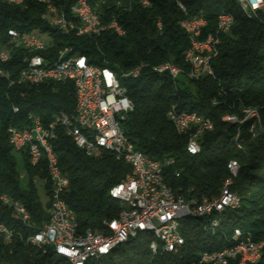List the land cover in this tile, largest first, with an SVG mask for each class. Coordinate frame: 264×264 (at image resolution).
<instances>
[{"label":"trees","instance_id":"trees-1","mask_svg":"<svg viewBox=\"0 0 264 264\" xmlns=\"http://www.w3.org/2000/svg\"><path fill=\"white\" fill-rule=\"evenodd\" d=\"M94 7L105 21L117 19L126 34L119 36L110 30L99 36L54 34L53 53L69 46L72 54L85 55L89 64L117 73L135 105L134 112L123 122L127 137L152 160H175L165 169L164 180L188 201L201 202L218 196L231 177L227 165L236 160L240 169L231 189L240 198V207L221 214L216 234L205 229L209 221L206 218L182 220L181 232L186 243L177 254H154L150 248L153 234L142 233L109 256L87 264L198 263L202 253L231 246L235 229L250 233L256 242L264 241V9L248 14L237 0H95ZM43 13L44 8L33 1L28 8L0 1V34L6 38L10 27L22 32L51 31L42 19ZM221 14L232 15L234 23L220 36L219 54L211 62L214 77L191 78V66L185 61L191 39L181 23L188 18H204V35L215 33ZM158 22L162 23L161 30ZM169 61L181 69L175 80L153 71L155 66ZM141 64L146 68L139 77L124 76ZM23 85L27 83L14 87L0 83V197L23 202L33 221L31 227L23 225L0 200V222L15 232L11 243L0 236V264H67L53 250L44 251L25 241L50 220L51 187L45 185L49 198L45 207L33 181L45 179L47 170L43 163L32 167L25 153L21 154L31 183L28 188L21 187L7 130L14 120L18 127L27 124L29 112L39 115L44 123L61 112L73 114L76 90L72 82ZM13 105L20 106L18 115L13 114ZM173 105L179 111L197 112L213 122L214 130L200 139L199 154L187 152L189 136L179 134L169 120L167 113ZM246 109L257 112L260 121L245 119ZM227 115L245 120L242 124L228 123L223 121ZM53 146L60 168L70 181L63 198L74 211L80 229L103 232L105 222L121 213L122 205L111 196V190L131 174V166L108 152L88 156L61 127L57 128ZM212 222L209 230H213ZM238 262L236 259L229 264ZM255 264H264V252Z\"/></svg>","mask_w":264,"mask_h":264},{"label":"built area","instance_id":"built-area-1","mask_svg":"<svg viewBox=\"0 0 264 264\" xmlns=\"http://www.w3.org/2000/svg\"><path fill=\"white\" fill-rule=\"evenodd\" d=\"M36 2L44 8V11H63L61 21L45 20L47 24L59 26L66 35L73 32H94L101 35L105 31L114 33L123 32L124 26L100 27L102 17L99 20V28H90L86 23L87 6L84 0H9L11 2H23L24 8H28L30 2ZM246 6V13L256 14L264 9V0H238ZM146 3V2H144ZM180 7L185 11L183 5ZM204 18H188L182 21L181 26L191 39V48L185 53V61L191 66L190 77L200 79L205 76L214 77L211 61H204V54L210 51L208 41H196L200 23ZM234 23L232 15L223 16V32L227 33ZM161 22L157 27L161 30ZM13 37L20 40L23 48L21 60H14L9 42H5L3 34H0V48L8 47L9 55L0 56V83H8L13 86L16 70H25L24 61L33 59L35 72H30L27 85L38 87L39 78H47V83L72 82L76 90V107L73 114L61 112L49 123H44L42 118L29 112L28 117L34 118V135H27V130L18 129L17 121H12L8 127L9 142L13 149L25 153L32 167H38L42 163L47 170V177L43 179L45 185H50V220L39 227L34 233L29 234L25 241L44 251L50 246H57L62 253L72 256V264H87L93 260L96 253L110 248L114 242L124 238H135L144 233V229H158L163 245H155L152 241L150 248L154 254L178 253V249L185 246V238L181 232V215L192 214L197 218H206L209 221L205 225L207 231L213 234L217 230H209V223L221 221L220 216L226 209H233L240 202V198L231 189L234 179L238 176L240 165L234 160L235 176L228 179L226 196L204 198L201 202L188 201L184 196L175 193L164 180V171H161L162 163H175L174 159L165 161L152 160L143 152L137 150L134 143L127 137L123 122L134 112L135 105L127 95L126 88L113 86V79H120L111 68L104 67L92 70L85 65L80 54H72L71 47L67 46V54H59V50L53 53L55 41L47 33L39 30L22 32L17 28L10 27ZM46 37V38H45ZM26 46H34V53H26ZM219 53H216V57ZM146 68L135 67L133 78L141 75ZM154 70H163L174 80L181 73V69L173 62L158 65ZM102 91H110L109 99H102ZM20 106L13 105V114L18 115ZM245 119L255 118V115H246ZM167 116L181 135H188L189 142L187 152L197 155L201 151L200 139L214 127L210 119H202V116H190L185 111H179L173 105ZM245 119H236L228 123L242 124ZM61 127L65 134L70 137L78 148L85 151L90 157L107 154V148H122V155H113L118 160L124 161V157L135 160V168H131V174L120 183L116 184L117 194L128 199V207H122L123 220H111L105 222L103 232L93 230L91 241H83V231L80 229L77 217L63 198L69 186V179L63 174L53 141L57 138V128ZM85 133H92L106 142V149H92V144L85 140ZM41 140V150H33V141ZM177 176H180L178 173ZM158 193H167V201H159ZM1 202L9 206L15 218L23 221V225L31 227L33 216L28 207L22 203H13L8 196H1ZM134 202H141V211H134ZM214 217V219H211ZM14 229L4 228L0 224V236L6 243L13 241ZM64 237H71V244H64ZM231 238L240 239V246L226 247L216 252H204L200 256V262L194 264H229L238 259V264H255V260H261L260 249H264L262 241L253 243L251 234L235 229Z\"/></svg>","mask_w":264,"mask_h":264},{"label":"bare ground","instance_id":"bare-ground-1","mask_svg":"<svg viewBox=\"0 0 264 264\" xmlns=\"http://www.w3.org/2000/svg\"><path fill=\"white\" fill-rule=\"evenodd\" d=\"M3 3L9 4V0H0ZM45 2H53V0H45ZM237 2L240 4L241 8L246 12V6L241 5V2L237 0ZM95 0H84V6H87V13L86 14V23L90 28H99V20L97 17H102L95 9L94 7ZM11 5L13 6H19L24 7L23 2H11ZM230 14H221L218 18L217 23V30L215 33H209L204 35V30L207 26V21L200 23L199 32L196 34V41H208L209 42V49L210 51H206V54H204V61H211L213 58L216 57V53H219V44H220V36L223 32V16H228ZM43 18H46V20H53V21H61V18H63V11H56L50 12V11H44ZM44 20V19H43ZM45 21V20H44ZM162 24V23H161ZM51 28V31H47L44 33H47L49 37H51L55 41L56 35H66L65 31H62L59 29V26H53L51 24H48ZM122 26L117 19L113 18L109 21H105L102 17L100 20V27H111V26ZM162 28V25H161ZM56 34V35H54ZM119 36H124L126 34V30L123 29V32H117ZM73 35L77 37H83L86 35H96L94 32H73ZM5 42H9L10 49H12V57L14 60H21L23 57V48H21L20 40L17 39V37H13V31L11 29L7 30V35L5 38ZM191 43V42H190ZM191 48V45H190ZM26 53H34V46H26ZM59 54H67V46L59 49ZM9 55V48L8 47H1L0 48V56H6ZM85 61V65H88V68H91L92 70H99L101 67L91 65L88 62V59L85 55H81ZM164 65V64H162ZM139 67H143V64H141ZM24 68L25 70H17L16 77L13 79V86L16 84L21 83H27V78H30V72H35V63L33 59H26L24 61ZM155 73H158L160 75L166 74L163 72V70H154ZM134 74V69L129 72V75ZM43 84H47V78H39L38 79V86H41ZM113 86H121V80L120 79H113ZM110 98V91H102V99H109ZM246 115H255L257 117V112L251 109L244 110ZM18 113H20V110H18ZM190 116H201L197 112H186ZM225 120L229 121H236V119H239L236 115H227L224 117ZM202 119H206L202 116ZM257 119V118H255ZM28 123L25 125H21L18 127V129H25L27 130V135H34V118L28 117L27 118ZM210 124L214 127L213 122L210 120ZM85 140H87L90 144H92V149L96 150H104L106 149V142L103 141L101 138H97L95 134L92 133H85ZM33 150H41V140H34L33 141ZM107 152L112 155H122V148H107ZM124 161L131 166V168H135V160L131 157H124ZM172 165V163H162L161 164V171H165L166 168H169ZM228 170L231 173V176H235V166H234V160H231L228 165ZM228 189V179L226 180L221 193L219 196H226ZM111 196L118 200L122 207H128V199L123 198L121 194H117L116 192V185L111 190ZM13 200V199H12ZM158 200L159 201H167V193H158ZM13 203H22L21 201H14ZM240 207V202L235 206L233 209H237ZM134 211H141V202H134ZM71 212H74L71 210ZM189 217H195V215L192 214H182L181 215V221L189 218ZM124 219V212H121L119 217L113 219V220H123ZM23 222V221H22ZM1 226L4 228H9L6 225L2 224L0 222ZM220 227V221H213L212 222V228L213 230H216ZM144 233H152L155 240V245H163V238H160V232L158 229H144ZM93 237V230L88 229L86 231H83V241H91ZM251 238L252 235H251ZM131 238H124L123 240L119 242H114L110 246L109 249L96 253L93 257V260H100L107 256H109L115 249L119 248L121 245L128 242ZM232 245L229 247H236L240 246V239L238 238H232L231 241ZM253 243H260L256 242L253 239ZM64 244H71V237H64ZM262 244H264V241H262ZM53 250L58 256H61L64 260L67 261V264H72V256L69 253H62V250L58 248L57 246H50L48 247V250ZM181 249H178V252H180ZM264 252V249H260V257H262ZM260 260H255V263L259 262ZM200 262V259L198 263ZM197 263V262H195ZM194 264V263H193Z\"/></svg>","mask_w":264,"mask_h":264},{"label":"rangeland","instance_id":"rangeland-1","mask_svg":"<svg viewBox=\"0 0 264 264\" xmlns=\"http://www.w3.org/2000/svg\"><path fill=\"white\" fill-rule=\"evenodd\" d=\"M46 38V37H45ZM258 114V113H257ZM258 121H260V116L259 114L257 115ZM14 155L16 157L17 160V167H18V171L20 173V184L22 188H28L30 187V183H31V176L27 170V165L26 162L23 158V155L20 152L15 151ZM34 184L35 187L38 191L39 197H40V201L42 202V204L47 207L48 203H49V198L46 192V188H45V183L42 179L40 178H35L34 179Z\"/></svg>","mask_w":264,"mask_h":264}]
</instances>
